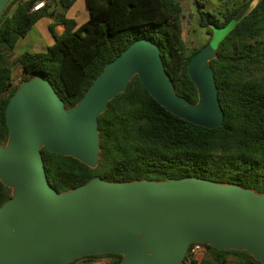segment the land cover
<instances>
[{
    "label": "water",
    "instance_id": "obj_1",
    "mask_svg": "<svg viewBox=\"0 0 264 264\" xmlns=\"http://www.w3.org/2000/svg\"><path fill=\"white\" fill-rule=\"evenodd\" d=\"M10 1L0 0V18ZM252 2L226 27H214L211 40L189 60L196 103L176 94L160 49L148 38L132 42L109 62L68 109L44 77L20 84L5 109L8 139L0 146V181L11 189L0 206V264H70L102 254L121 255L117 264H180L194 243L245 251L264 264V194L197 177L127 182L95 177L58 193L41 153L44 148L95 168L98 117L134 76L174 116L204 128L221 126L224 113L210 61Z\"/></svg>",
    "mask_w": 264,
    "mask_h": 264
},
{
    "label": "trees",
    "instance_id": "obj_2",
    "mask_svg": "<svg viewBox=\"0 0 264 264\" xmlns=\"http://www.w3.org/2000/svg\"><path fill=\"white\" fill-rule=\"evenodd\" d=\"M41 1L43 6L34 10ZM76 1L57 0L51 8L48 0H11L2 14L0 47L7 52L41 18H52L65 31L45 51L19 55L25 76L16 82L0 52V146L8 139L7 103L24 80L44 77L68 109L109 62L142 38L158 45L176 94L196 103L197 89L187 72L189 60L211 40L214 27H226L250 0L231 2L219 15L196 11L199 27L211 36L190 52L182 38L185 15L180 0H86L89 18L80 26L65 16ZM194 3L203 7L199 0ZM210 66L224 113L221 126L204 128L174 116L134 76L126 91L98 117L100 152L95 168L41 149L50 186L60 193L95 177L109 182L197 177L264 194V0H253L219 43ZM10 196L11 189L0 181V206ZM203 246L211 264H261L245 251ZM97 257L111 258L106 264L122 259L119 254H102L70 264H92ZM188 259L189 251L184 261Z\"/></svg>",
    "mask_w": 264,
    "mask_h": 264
},
{
    "label": "crops",
    "instance_id": "obj_3",
    "mask_svg": "<svg viewBox=\"0 0 264 264\" xmlns=\"http://www.w3.org/2000/svg\"><path fill=\"white\" fill-rule=\"evenodd\" d=\"M55 1L48 0L51 8L55 6ZM65 16L69 19H73L77 26L85 23L89 14L86 7V0H77L66 12ZM65 28L63 25L55 22L52 18H41L30 29L28 34L20 38L15 44L14 48L7 52L0 47V52L3 53V62L11 68L12 81L16 82L25 76V73L18 61L19 55L24 52H43L47 47L51 46L55 42V37L64 33ZM196 264H211L206 258V252L197 254L194 258ZM78 262L76 264H80ZM94 260L92 264H97ZM101 264H104V260H101ZM180 264H190V260H186Z\"/></svg>",
    "mask_w": 264,
    "mask_h": 264
},
{
    "label": "rangeland",
    "instance_id": "obj_4",
    "mask_svg": "<svg viewBox=\"0 0 264 264\" xmlns=\"http://www.w3.org/2000/svg\"><path fill=\"white\" fill-rule=\"evenodd\" d=\"M182 4V9L185 15L183 22V34L182 38L184 40L186 49L188 52L191 50L201 47L211 35L206 33L204 28L198 25V15L196 10V4L194 0H180ZM203 7L200 10H205L210 13L219 15L222 10L226 7L231 6V2L236 0H199ZM101 260H104V264L108 263L111 258L109 257H97L95 261L97 264H101Z\"/></svg>",
    "mask_w": 264,
    "mask_h": 264
},
{
    "label": "built area",
    "instance_id": "obj_5",
    "mask_svg": "<svg viewBox=\"0 0 264 264\" xmlns=\"http://www.w3.org/2000/svg\"><path fill=\"white\" fill-rule=\"evenodd\" d=\"M44 2L41 1L39 3H37L34 7V10H38L39 8H41L43 6ZM189 260L195 258V256L201 252H204L205 251V247L203 246V244L201 243H194L190 246L189 248ZM188 253V252H187Z\"/></svg>",
    "mask_w": 264,
    "mask_h": 264
}]
</instances>
